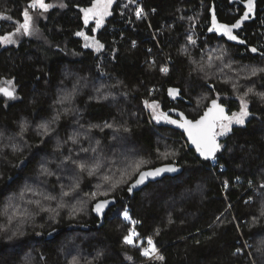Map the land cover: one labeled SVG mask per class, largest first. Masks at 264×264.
<instances>
[{
  "label": "trees",
  "instance_id": "trees-1",
  "mask_svg": "<svg viewBox=\"0 0 264 264\" xmlns=\"http://www.w3.org/2000/svg\"><path fill=\"white\" fill-rule=\"evenodd\" d=\"M61 1V8L52 9L36 21L37 33L32 38L0 47V86H9L15 94L12 100L0 95V216L13 198L11 192L17 193L25 186L24 180L39 177L37 170L47 166L40 162L61 156L59 145L67 144L70 130L79 128L76 124L82 126L76 130L77 134H87L85 149H95L103 162L111 164L112 173V159L117 154L123 158L124 166L116 168L119 173L126 166L131 169L129 166L136 161L127 154L124 158L121 153L124 147L110 142L113 134L110 136L108 127L115 125L119 117L127 131L133 130L129 136L122 132L121 135L143 153L146 161L156 157L160 141L180 150L178 172L130 194L128 187L135 176L130 184H120L115 196L95 199L88 216L73 221L59 214L63 219L56 225L36 220L31 224L33 231L28 230L26 238L13 244L0 231V264H28L27 258L33 259L29 264H130L129 257L134 261L131 264H145L141 263L139 248H128L123 243L131 228L130 223L122 220L125 211L132 221H139L134 226L139 240L146 241L159 232L154 244L164 259L148 264H264L263 254L252 260L255 255L249 256L241 245L242 238L251 243L255 234L264 236V223L254 232L249 229L259 204L250 205L247 202L250 193L244 194L247 184L256 186L258 179L264 180V106L254 105L249 122L221 138L224 147L213 161L207 162L189 150L185 135L173 125H155L145 106L152 89L161 91L162 111L170 113L171 118L178 119L175 114L183 113L188 120L199 119L210 106L211 101L198 116L188 114L194 106L192 98L209 92L213 98L216 81L209 82L204 78L210 77L196 72L202 63L197 60L193 63L192 58L181 53V48L191 45L204 51L211 47V53L219 46L228 60L241 67L263 65L264 0H256L254 20L234 29L236 41L208 29L213 15L220 23L234 24L244 14L242 6L236 4L243 0H118L112 18L98 34L92 27L85 28L82 21L81 9L90 7L93 0ZM58 2L46 0L49 5ZM29 3L30 0H0L1 13L12 23L11 28L6 24V33L13 32L17 23L23 21L22 13L29 10ZM136 4L147 12V21L139 22L134 17ZM127 10L128 15L122 16ZM193 18L196 24L189 22ZM80 31L104 47L97 53L85 49L76 35ZM192 31L197 34L195 44L186 40ZM252 48L257 51L253 53ZM191 62L197 67L191 68ZM164 63L169 69L166 75L158 67ZM221 81L227 85L223 86L227 89L224 93H228L235 88L237 79L223 77ZM99 85L114 86L116 105L104 101L86 105L90 91ZM257 88L264 90V81ZM170 89L178 90V94L169 95ZM71 99L78 107L76 117L68 120L62 111L64 105L59 104V109L56 104ZM216 101L227 111L234 110L231 99ZM56 117H61L59 122ZM45 124L51 131L47 135L42 128ZM104 128L107 132H101ZM23 129L27 130L22 132ZM22 162L23 168L16 172ZM148 166L151 168L144 171L163 165ZM65 168L73 172L69 166ZM13 176L15 179L7 183ZM39 179V184L34 185L40 191L47 192L52 202L65 203L66 191L62 187L69 190L72 183L55 184L42 174ZM196 186L202 194L197 193ZM105 199L110 203L99 218L92 209L96 202ZM223 214L226 221L216 225ZM75 235L78 237L72 247L74 253L70 251V256H66L68 242ZM237 249L242 252L237 253Z\"/></svg>",
  "mask_w": 264,
  "mask_h": 264
},
{
  "label": "rangeland",
  "instance_id": "rangeland-1",
  "mask_svg": "<svg viewBox=\"0 0 264 264\" xmlns=\"http://www.w3.org/2000/svg\"><path fill=\"white\" fill-rule=\"evenodd\" d=\"M60 2H58L57 5H50L48 11H43L41 9H29V14L33 17L32 20V34L31 35H24L22 32L17 33L16 32V28L19 26L20 23H17V25L14 27V31L11 33H15V35H13L12 39L14 41H20L23 38H32L34 36V33L36 32V21L42 17H44L45 13L51 11L52 9H56V8H61L62 5V1L58 0ZM118 0H113L111 7L108 9L110 15H107L104 17L103 19V23L97 28L96 26V20L95 18L90 19L88 21V24L85 25L84 23V19H83V12L82 13V21L83 24L85 26V28L88 27H92V29H95L94 33H99L102 29L106 28L107 24L109 23V20L112 18L113 15V9L115 7V4ZM44 2L46 3V0H44ZM49 5V4H48ZM127 3L124 4L122 7L125 9L127 7ZM137 5V6H136ZM135 5V9L133 10V15L136 18L137 21L141 22L142 20H148V14L147 12L141 8V6L139 4ZM140 8L143 10V13L141 15L140 18H137L136 16V9ZM132 10V9H130ZM2 10H0V17H5L2 13ZM122 16L128 15V10L125 12L121 13ZM132 15V16H133ZM250 19V17H249ZM189 22L191 23H197V20L195 18L190 19ZM263 22V21H262ZM8 23L9 27H12V23L9 22L8 19H4V18H0V37H3L6 34V24ZM22 23V22H21ZM5 27V28H4ZM262 27L264 28V22L262 23ZM234 31V29H233ZM37 33V32H36ZM213 33L218 34L219 36H223L221 33L215 32L213 31ZM85 34V33H84ZM85 36H87L85 34ZM154 39L157 40V38L155 37V35L153 34ZM157 36V35H156ZM88 37V36H87ZM189 37L194 40L196 42V38H197V34L195 31L189 32L188 36L186 37V40H189ZM226 37V36H223ZM79 38L82 40L83 43V47L87 50H92L94 52H99V50H97L95 43L93 42V40L91 38H89L88 40H85L84 36H79ZM13 43L10 44H2L0 43V47H6L8 45H11ZM88 44L90 45L89 47H85V45ZM192 44V43H191ZM210 49L206 48L204 51H202V49H200L198 46L193 49L190 47L188 48H181V53L187 54L190 58H192V62L194 63L195 60L201 62L202 64L198 68L195 69L196 72H200V74H204L205 76H208L210 78L205 77L204 79L211 82L210 79H212L213 81H216V87L214 86L213 89V98L211 97V95L209 93H202V95L197 96L192 98V102L194 104L193 109L188 110V114L190 116H198L200 114H202V112L206 109L208 103L210 101H212L213 99L218 100V99H226L229 98L234 102V110H229L227 111V113H225L226 115L231 116L232 113H238L240 110V103H241V98H243L244 100L247 101L248 104V112L249 115L245 118V122L243 125H238V124H232L231 125V131L228 132L226 135L224 136H218L217 137V141L220 144V139L221 138H226L233 129L237 128V127H243L245 126L250 118L252 117V108L254 105L256 106H264V99L261 98L260 94L264 93V90H258L259 88H257L259 86L260 83H262L264 81V71H261L262 69H264V64L260 65V66H246V67H241L235 63H232L230 60V58H227L225 55V52L223 50L222 47L217 46L211 53H210ZM178 55H180V49L178 52ZM192 62H191V68L197 67L196 65L192 66ZM165 63L161 64V67H165ZM168 68V67H167ZM252 69H256L257 70V74L255 76L252 75ZM169 71V69H168ZM168 73V72H167ZM167 73H164V75H166ZM223 77H228V80H230L231 78L233 79H237L236 81V86L234 89H231L230 91H228V93H224L223 90H227L224 89L223 86H227L225 85L222 81L221 78ZM231 77V78H230ZM212 81V82H213ZM207 84V83H206ZM110 86V85H109ZM4 86H0V88H3ZM7 88H10L9 86H5ZM222 88V89H220ZM88 89V88H87ZM252 89L251 92H249L248 90ZM81 90V89H80ZM74 93V92H73ZM77 93V92H75ZM161 91H156L155 89L151 90V93L149 95L148 98V103L151 104L153 102H155L156 104H158V108L156 109L157 113H163L162 109V104H161V100L159 98ZM245 93H248L247 95H245ZM90 96H89V101H86V105L89 104V102H99V101H104V102H112V105H116L117 103V99H116V94H115V88L114 86H110V87H104V86H98L97 89H92L90 91ZM59 104L64 105V108L62 109L64 114V117L68 120H71L72 118L76 117V107L77 103L74 101V99H71L69 102H65V103H60L59 101H57L56 106L59 108ZM111 105V106H112ZM147 108V111L149 113V117L152 120V122L155 125H166L167 122L164 121L163 119L157 121L154 120L153 117V110L151 108ZM60 109V108H59ZM80 115V114H78ZM168 116V114H166ZM175 116H180L179 114H175ZM169 117V116H168ZM61 119V117H56L55 121L59 122ZM128 122V121H126ZM122 125V126H121ZM126 124H124L123 122H121V118L119 117V121L114 125H111L110 127H108V130L110 132V136L112 140H110L111 144H119L120 146L124 147V150H121V153H124V158H126V154L130 155L132 157H134V159L136 161H146V159L144 157H142L143 153H141V151L138 148H134L133 146H131L128 142V140H126V138L124 136L121 135V132L124 133L125 135L128 134V136L130 134L133 133V130L127 131L125 129ZM75 126H80V125H75ZM78 128V129H79ZM127 128V127H126ZM76 127H73L70 130V133L68 135V140H67V144H60V142L58 141L57 138L52 137V139L55 138V141L57 142V144L60 146L59 150H61V156L60 157H56V156H52L51 159L45 161L43 160L42 162H40L41 164L47 165L44 167H41L40 169L37 170V173L39 175V177L41 176V174L46 177L47 179H52L55 184H66L67 181H69L70 183H72L71 187L69 190H66V187H62V190L64 191H70L67 192L69 193V195L65 196L64 194V201H60V203L58 201L56 202H52V198L49 196V194L47 192H43L39 190V186L38 185H34V184H39V177L36 176L33 179H26L23 181L22 184H26L25 186H22L19 188V191H17V193H15V191L11 192V195L13 196L12 199H10L7 204V207L4 209V211L1 213L0 216V231L2 233V235L6 236L8 239H5L7 242H11L13 244V242H17L20 240H23L24 238L27 237L28 235V230H32L33 228L31 226V224L38 220L37 222H45L46 224H51V225H56V224H61L63 218L61 217H67L69 220H78V218L81 217H86L88 216V212H89V208H90V204L97 199L99 196H102V198L105 197H112L115 196L116 191L120 188V187H115L114 189L111 187L112 183H115V181L120 180L122 178V174L124 173L125 170L130 171L131 169L128 168V166H126L123 170L122 173L117 172L116 168L118 167L120 169V167H124L123 166V158L120 155H116L112 161H113V169L114 172L112 173V168H111V164L107 165V163L103 162L101 160V156L98 155L97 151H93V149H88L87 151L85 150V138L87 136L86 133L83 134H77L76 130H78ZM27 129H23L22 132L26 131ZM101 130V129H100ZM51 131H49L50 133ZM101 132H107V129H102ZM79 135V136H78ZM86 135V136H85ZM80 136H82L81 140H80ZM120 137V138H119ZM75 139V143H73V139ZM184 143V142H183ZM66 145V146H65ZM221 145V144H220ZM183 146L185 147V143L183 144ZM224 147V145H222V148ZM6 150L8 151V149L6 148ZM221 150V148H220ZM219 150V151H220ZM165 153H167V155H164ZM180 150H176L173 149V147H171V145L168 144H164L161 141L158 142L157 145V151L155 153V158H151L150 160H147V163L144 165L142 170H146L149 167L148 165H163L162 167H167V166H171L173 168L177 167V162H179V158L181 157L180 154ZM98 156V159H95V157ZM127 160H125L126 162ZM151 161V162H150ZM213 161V160H212ZM149 162V163H148ZM83 164L84 168L83 170L81 169L80 165ZM97 165H100V167L97 169V171L95 172L94 175H89V170L96 168ZM24 163H19V165L15 168L16 172H20L21 169L23 168ZM66 166H69L70 168L73 169V172L69 173L67 171V169L65 168ZM14 167V165H13ZM161 167V168H162ZM45 169H47V172H45ZM41 173V174H40ZM48 173H51V175H49ZM108 176L111 177L110 181H105L104 177ZM136 175H131V177L129 178L128 176H124L123 178L127 181L126 183L123 184H130L133 180V178H135ZM15 179V177H10L9 180L7 181V183H11V181H13ZM3 183V181H2ZM78 184V187H77ZM86 184L87 186L85 187ZM201 184V183H198ZM205 184V183H203ZM258 185L256 186H252L249 184H247L246 187V192H249V196L247 198V202H249L250 205H257V202L259 204V207L255 209V215L252 217L250 224H249V229L254 232L256 231V227H259L261 225H263L264 223V188H262L260 185L264 184V180L262 179H258L257 182ZM228 188V184L227 187ZM99 189V192L97 193L96 197L93 199L92 197V193H96V190ZM197 193L202 194L203 192H201L199 186H196ZM202 190H204V188H202ZM195 191V192H196ZM107 192V195H101V193H105ZM17 194V195H16ZM242 194V196L244 195ZM45 197H50V199H45ZM241 197V196H240ZM36 201H39L40 203L37 204L35 203ZM63 204V207H58V205ZM231 208V206H229L226 210L225 213H227V211ZM55 210V211H53ZM224 213V214H225ZM59 214L61 215V217L59 218ZM103 214V213H102ZM102 214H96V216H101ZM124 214V213H123ZM123 214H122V220L123 222L126 223H130L131 228L135 229V225H133L131 223V219L129 221H125L123 219ZM222 215L217 221H216V225H222L225 221H226V217L225 215ZM68 219H64V220H68ZM220 219L221 220L220 222ZM44 220V221H42ZM53 220H56V223H52ZM262 220V223H261ZM224 221V222H223ZM215 224V223H214ZM214 226V225H213ZM70 229H76V228H70ZM136 231V229H135ZM159 235V232H156L154 236H152V240L153 243L154 241L157 239ZM255 241L253 242H249V240H245L244 238H242V242L241 243L242 247L244 246L245 251H247L249 254V256L253 257L255 255L254 258H252V260H255V258L261 257L260 255H257L259 253L264 255V236L261 235H257L255 234ZM78 236L75 235L74 238H72L71 240H69V247H67L66 249V256H70V251L72 253H74L72 247L74 245V243L76 242V238ZM138 243L142 244L144 247H147V240L146 241H141L139 240V235H138ZM143 242H146V244H143ZM126 247L131 248V246L126 245ZM138 248V247H135ZM157 248V247H156ZM140 249V253H141V248ZM158 254L160 255V251L157 249ZM242 252V251H241ZM264 257V256H262ZM87 258V257H85ZM82 258V259H85ZM31 259V258H30ZM29 258H27V263H31L33 261V259L30 260ZM141 259L143 261H141V263H153V262H157L158 260H149L147 258H145L144 256L141 255ZM69 261V258H68ZM128 262L133 263L134 261L132 259H129ZM162 262V261H160ZM258 264H263V262H258Z\"/></svg>",
  "mask_w": 264,
  "mask_h": 264
},
{
  "label": "snow or ice",
  "instance_id": "snow-or-ice-1",
  "mask_svg": "<svg viewBox=\"0 0 264 264\" xmlns=\"http://www.w3.org/2000/svg\"><path fill=\"white\" fill-rule=\"evenodd\" d=\"M113 0H93L90 7L82 8L81 11L83 12V19L85 25L88 24V21L90 19L95 18L96 20V26L97 28L103 23V19L105 16L110 15L108 9L111 7ZM244 3V14L238 19L234 24H226V23H220L217 21V18L215 15L212 16L211 19V27L208 29L209 32H218L221 33L223 36H226L229 40L236 41L238 38L236 35L233 34V29H238L241 26V22L243 20H247L250 17V13L253 12L254 9V0H243ZM50 5L46 4L44 0H30V3L28 5V9H41L43 11H48ZM143 13V10L140 8L136 9V16L137 18H140ZM23 21L19 24V26L16 28V32H22L24 35H31L32 34V20L33 17L29 14L28 10H25L23 13ZM4 19H10L9 17H0ZM95 31V29H93ZM13 35L15 33H9L4 35L3 37H0V43L2 44H10L15 43V41L12 39ZM76 35L78 36H84L85 40H88L89 37L85 36L83 31L77 32ZM93 42L95 43V46L97 50L103 48L104 46L100 44L98 41H95V38L92 37ZM189 43L195 44V41L192 40L189 37ZM239 43H244V41H239ZM90 45L86 44L85 47H89ZM135 46V45H133ZM251 51L255 53L257 51L256 48H252ZM161 72L167 73L168 68L167 67H161ZM261 71H264L262 69ZM257 74L256 69H252V75L255 76ZM9 85H11V81L7 82ZM249 92L252 91V89L248 90ZM0 93H2L4 96H7L9 98L14 97V89L11 88H0ZM178 94V90L176 89H170L169 95L175 96ZM248 93H245L247 95ZM261 98L264 99V93L260 94ZM63 103V101H60ZM145 106L148 108H151L153 110V119L154 120H161L177 125L179 128H182L184 132L186 133L189 142L195 146L196 151L199 153L201 157H204L205 159H212L215 157V154L220 150L222 145H220L217 142L218 136H224L228 132L231 131V125L232 124H238L243 125L245 122V118L249 115V112L247 110L248 104L247 101L241 98L240 103V110L238 113H232L231 116L225 114V109L217 103L215 99L211 101L210 106L207 107L206 111L202 116L199 117V119L195 120H188L184 117L183 113L180 114V121L170 119L165 113H157L156 109L158 108V104L155 102L149 104L148 102H145ZM109 126V125H106ZM110 127V126H109ZM42 128L44 129V134H48V125H42ZM73 139V143H75V139ZM84 151H87L86 149ZM95 151V149H93ZM164 155H167L165 153ZM147 163V161H135L132 165L129 167L131 168V172L125 171L122 174V178L120 180L115 181V183H112L111 187L114 189L115 187L119 186L120 184L126 183L127 181L123 178L124 176H128L129 178L131 175H136V179L133 183H131L128 187L129 193L133 191L134 188L137 186L143 184L145 180L148 177H155L160 175L162 172L165 171H175L176 169L167 166L162 168H155L149 171L142 170L144 165ZM81 169L83 170L84 165H80ZM100 167V165H97L96 168L89 170V175H94L97 169ZM45 172H47V169H45ZM51 175V173H48ZM105 181H110L111 177L105 176ZM262 188H264V184L260 185ZM78 187V184H77ZM225 187H227V184H225ZM108 193H101V195H107ZM65 196L69 195V193L65 192ZM97 193H92L93 199L96 197ZM45 199H50V197H45ZM35 203L39 204V201H36ZM110 203L107 199L100 200L95 203L93 207V211L97 214H102L105 207ZM58 207H63V204L58 205ZM55 211V210H53ZM264 214V213H262ZM123 219L125 221H129L130 217L127 213V211L123 214ZM219 219V218H218ZM133 225L138 224L139 221H131ZM138 233L135 231L134 228H130L128 230L127 235L123 237V243L125 245H129L131 247H138L141 248V255L149 260H158L163 261L164 257L162 255L158 254L157 248L155 244L153 243V240L151 237L147 238V247H144L142 244L138 243ZM241 250L237 249L236 252L239 253ZM129 259H131L129 257Z\"/></svg>",
  "mask_w": 264,
  "mask_h": 264
},
{
  "label": "water",
  "instance_id": "water-1",
  "mask_svg": "<svg viewBox=\"0 0 264 264\" xmlns=\"http://www.w3.org/2000/svg\"><path fill=\"white\" fill-rule=\"evenodd\" d=\"M236 4H239V5H241L242 6V8L244 9V3H239V2H237ZM256 0H254V9H253V12L252 13H250V17H252L251 18V20L250 19H247V20H243L242 22H241V25H243V24H245V23H248V22H251L252 20H254L255 19V17H254V15H255V13H256ZM245 10V9H244ZM241 27V26H240ZM239 29V28H238ZM237 29V30H238ZM4 88H7V87H4ZM0 95L4 98V99H6V100H12L13 98H9V97H7V96H4L2 93H0ZM14 96H15V94H14ZM225 113H227V109H225ZM168 114V116H170L171 114L170 113H167ZM178 119H175V118H172L173 120H177L178 122L180 121V116L179 117H177ZM179 132H181L182 134H184L185 135V140H186V143L188 144V148H189V150H192V151H194L195 153H196V155H197V157L198 158H200L201 160H203V161H212V160H214L215 159V157L214 158H212V159H205L204 157H201L200 155H199V153L196 151V148H195V146L194 145H192L190 142H189V140H188V137H187V135H186V133L184 132V130L182 129V128H179L177 125H176V127H175ZM221 141V140H220ZM218 142V141H217ZM219 143V142H218ZM219 152V151H218ZM217 154V153H216ZM216 154H215V156H216ZM175 171H171V172H169V171H165V172H162L160 175H158V176H155V177H148L146 180H145V182L143 183V184H141V185H139V186H137L136 188H134L133 189V191H136V190H138V189H140L141 187H143V185H146V184H148V183H150V182H154V181H156V180H159V179H161V178H163V177H166V176H169V177H172V176H174V175H176L177 174V172H178V169L175 167ZM133 191L130 193V194H132L133 193ZM104 212V211H103ZM97 213L95 212V215H96ZM99 218L101 217V216H98ZM100 226H101V224H100ZM100 226L98 227V228H100Z\"/></svg>",
  "mask_w": 264,
  "mask_h": 264
},
{
  "label": "flooded vegetation",
  "instance_id": "flooded-vegetation-1",
  "mask_svg": "<svg viewBox=\"0 0 264 264\" xmlns=\"http://www.w3.org/2000/svg\"><path fill=\"white\" fill-rule=\"evenodd\" d=\"M165 114H167V113H165ZM170 119H172L171 117H169ZM166 125H168V126H171V125H173V127H176V125H174V124H170V123H168L167 122V124Z\"/></svg>",
  "mask_w": 264,
  "mask_h": 264
}]
</instances>
